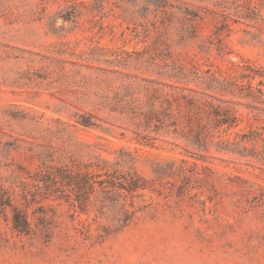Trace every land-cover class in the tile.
I'll list each match as a JSON object with an SVG mask.
<instances>
[{
    "label": "rangeland",
    "instance_id": "obj_1",
    "mask_svg": "<svg viewBox=\"0 0 264 264\" xmlns=\"http://www.w3.org/2000/svg\"><path fill=\"white\" fill-rule=\"evenodd\" d=\"M7 197L0 264H264V0H0Z\"/></svg>",
    "mask_w": 264,
    "mask_h": 264
},
{
    "label": "trees",
    "instance_id": "obj_2",
    "mask_svg": "<svg viewBox=\"0 0 264 264\" xmlns=\"http://www.w3.org/2000/svg\"><path fill=\"white\" fill-rule=\"evenodd\" d=\"M136 188V185H132L128 191H134ZM7 209H9L11 212L10 218H8L6 214ZM0 213L6 220L10 221L12 231L17 235H30L32 233V228L30 226L26 210L19 206L13 205L9 197L6 199L0 198Z\"/></svg>",
    "mask_w": 264,
    "mask_h": 264
}]
</instances>
